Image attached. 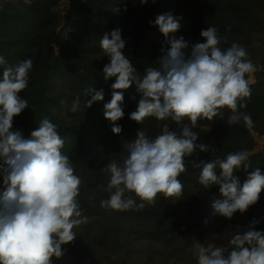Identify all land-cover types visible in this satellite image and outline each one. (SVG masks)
Returning <instances> with one entry per match:
<instances>
[{"label": "trees", "instance_id": "trees-1", "mask_svg": "<svg viewBox=\"0 0 264 264\" xmlns=\"http://www.w3.org/2000/svg\"><path fill=\"white\" fill-rule=\"evenodd\" d=\"M61 1L4 0L0 7V56L6 60L0 66V80L6 67L33 60L28 86L18 93L27 99L29 107L14 116L11 130L29 139L47 117L65 141L62 154L69 157L74 174L82 180L77 199L88 220L73 229L76 238L62 245L63 255L53 256L51 264H198V241L205 246H223L227 257L235 250L230 240L254 220L258 221L256 230L264 231V190L247 211H237L229 219L212 207L216 199H223L220 186L204 188L199 183L203 163L245 150L250 154V166L234 173L241 187L257 168L264 174V152L257 151L259 142L264 141V47L260 46L264 42V0H147L146 4L141 0H73L65 18ZM166 13L182 18L179 30L169 37L183 36L189 45L184 49L188 55L194 44L205 42L201 31L209 26L217 29L221 50L233 43L244 46L255 71L246 74L251 96L244 98L247 106L239 111L250 114L253 124L249 127L241 119L229 125L226 120L232 113L228 108L220 110L224 119L198 120V126L192 128L198 136L197 147L184 157L186 171L178 177L183 184L180 196L158 194L154 204L140 210L106 209L100 205L102 199L110 198L104 190L110 178V173L103 171L105 166L111 161L122 164L128 144L140 130L155 139L164 124L171 131L180 129L171 118L131 119L142 99L133 82L129 89L119 90L124 95V116L115 123L122 132L113 133L104 106L112 99L111 85L116 77H104L103 68L110 57L104 54L100 40L106 33L111 38L110 33L119 28L126 41L123 53L135 74L143 78L147 68L159 67L163 49L170 47L154 23L158 15ZM90 86L102 89L104 99L89 108L84 107V101L91 97H85L84 89ZM77 95L81 104L73 113L70 108ZM200 144L208 151H201ZM216 172H221L218 166ZM5 190L0 171V196ZM126 195L137 204L141 202L135 193ZM193 231L199 233L198 241L192 238Z\"/></svg>", "mask_w": 264, "mask_h": 264}, {"label": "clouds", "instance_id": "clouds-1", "mask_svg": "<svg viewBox=\"0 0 264 264\" xmlns=\"http://www.w3.org/2000/svg\"><path fill=\"white\" fill-rule=\"evenodd\" d=\"M146 4L147 0H141ZM126 10V9H125ZM179 19L171 13L158 15L155 25L164 34L169 48L163 49L159 67H149L140 78L130 60L124 55L126 41L119 28L105 34L100 40L104 54L110 63L103 68L105 79L116 77L111 85L112 99L105 104V118L113 123L112 131L120 134L122 128L116 125L124 116L121 107L124 101L122 91L133 82L142 95L137 111L131 119L142 122L153 116L159 121L171 118L179 131H171L164 124L161 134L149 139L140 130L137 138L128 144V155L122 164L109 162L103 171L110 173L104 189L110 198L102 199L100 205L106 209L124 211L143 209L154 204L158 194L178 197L183 184L178 177L186 171L184 157L190 156L198 139L192 128L200 119L211 121L215 117L224 119L220 110L228 108L231 115L229 125L241 119L247 126L253 124L250 114L239 111L246 108L244 98L251 96L246 74L255 71V65L244 46L233 43L226 50L218 47L220 36L214 26L201 31L205 42L192 46L190 55L184 49L189 47L181 36L169 37L180 28ZM6 60L0 56V66ZM33 60L26 59L15 67H6L0 80V171L6 190L0 196V264H51V258L63 255L62 245L73 242V229L87 222L77 197L82 180L74 174L68 156L62 154L64 139L57 126L47 117L39 127L25 139L21 132L12 131L14 116L29 107L26 98L18 93L25 90ZM84 107H91L104 99L103 90L91 86L84 89ZM62 104L66 101H61ZM81 104L77 95L70 111L75 113ZM185 120L190 122L186 123ZM207 128V125H204ZM201 151H208L204 144ZM248 151L229 153L224 160H213L202 165L199 183L204 188L213 184L220 186L223 199H216L212 205L215 212L231 219L237 211L244 213L254 205L264 190V174L257 168L251 172L241 187L234 173L250 166ZM217 166L221 170L217 175ZM126 193H135L140 203ZM253 221L242 234L235 235L230 244L235 246L225 257L223 246H207L197 242L198 264H264V231H258Z\"/></svg>", "mask_w": 264, "mask_h": 264}, {"label": "rangeland", "instance_id": "rangeland-1", "mask_svg": "<svg viewBox=\"0 0 264 264\" xmlns=\"http://www.w3.org/2000/svg\"><path fill=\"white\" fill-rule=\"evenodd\" d=\"M71 2H68V0H62V5H61V15L63 18L67 17L68 15H70V8H71ZM63 21V19H61V22ZM259 148H263L264 147V141H260L259 142ZM192 238L196 241H198L199 238V233L197 231H193V232H190ZM199 242V241H198Z\"/></svg>", "mask_w": 264, "mask_h": 264}, {"label": "crops", "instance_id": "crops-1", "mask_svg": "<svg viewBox=\"0 0 264 264\" xmlns=\"http://www.w3.org/2000/svg\"><path fill=\"white\" fill-rule=\"evenodd\" d=\"M3 2H4V0H0V7H1V5H2ZM68 2L73 3V0H68ZM61 5H62V1H61ZM61 5H60V10H61ZM61 12H62V11H61ZM260 46L264 47V42H262V43L260 44ZM257 151H262V152H264V147H263V148H259V146H258Z\"/></svg>", "mask_w": 264, "mask_h": 264}]
</instances>
